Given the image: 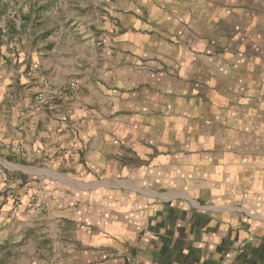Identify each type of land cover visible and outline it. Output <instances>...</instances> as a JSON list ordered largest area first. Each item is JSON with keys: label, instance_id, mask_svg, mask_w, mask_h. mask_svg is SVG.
Instances as JSON below:
<instances>
[{"label": "crops", "instance_id": "1", "mask_svg": "<svg viewBox=\"0 0 264 264\" xmlns=\"http://www.w3.org/2000/svg\"><path fill=\"white\" fill-rule=\"evenodd\" d=\"M72 5L0 0L2 264H264V0Z\"/></svg>", "mask_w": 264, "mask_h": 264}, {"label": "built area", "instance_id": "2", "mask_svg": "<svg viewBox=\"0 0 264 264\" xmlns=\"http://www.w3.org/2000/svg\"><path fill=\"white\" fill-rule=\"evenodd\" d=\"M29 69L32 73L38 74L39 69L35 64H31ZM38 89L34 94V111H40L45 108H52L55 103L62 98H66L70 93L77 91L81 82L76 77H69L65 83L61 86H55L49 82V80L39 75L38 77ZM18 206L17 201L14 203V209Z\"/></svg>", "mask_w": 264, "mask_h": 264}, {"label": "rangeland", "instance_id": "3", "mask_svg": "<svg viewBox=\"0 0 264 264\" xmlns=\"http://www.w3.org/2000/svg\"><path fill=\"white\" fill-rule=\"evenodd\" d=\"M39 1L41 3V1L44 2L45 0H39ZM72 2H73V0H57V3H61V5H63L65 3L67 5L66 8H68V9L73 8ZM0 257H1L0 264H2L3 263V257L2 256H0Z\"/></svg>", "mask_w": 264, "mask_h": 264}]
</instances>
